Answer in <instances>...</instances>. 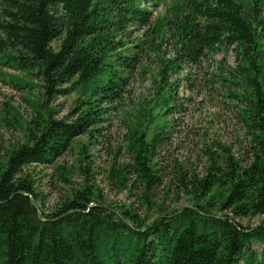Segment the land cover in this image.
Segmentation results:
<instances>
[{
  "label": "trees",
  "instance_id": "1",
  "mask_svg": "<svg viewBox=\"0 0 264 264\" xmlns=\"http://www.w3.org/2000/svg\"><path fill=\"white\" fill-rule=\"evenodd\" d=\"M148 1L0 0V68L40 82L23 141L0 153V264H264V0H176L154 20L142 6ZM152 21V39L164 33L173 39L171 58L158 59L156 90L164 110H142L154 126L126 134L130 161L116 179L126 187V176L133 177L141 202L155 215L143 219L130 207L111 209L88 183L44 211L23 168L52 164L77 136L98 130L104 119L99 103L122 98L140 62L122 37L129 26ZM219 49L236 57L217 79L235 85L231 96L245 146L237 156L214 141L201 173L175 166L166 194L170 200L181 194L188 204H155L166 186L156 161L168 134L167 77ZM72 92L78 94L75 116L56 117L51 103ZM246 217L261 218L254 225L239 222Z\"/></svg>",
  "mask_w": 264,
  "mask_h": 264
},
{
  "label": "rangeland",
  "instance_id": "2",
  "mask_svg": "<svg viewBox=\"0 0 264 264\" xmlns=\"http://www.w3.org/2000/svg\"><path fill=\"white\" fill-rule=\"evenodd\" d=\"M175 1L149 0L142 2V6L152 12L154 20L163 17ZM152 25L153 21L126 29L122 40L128 52L137 53L140 62L131 69L123 97L113 103H99L104 108V119L97 125L98 130L77 136L71 147L52 164H33L23 168L33 179L36 192L43 201L38 206L44 211L52 210L73 189L88 183L101 202L111 209L130 207L143 219L155 215L141 202L140 189L133 177L126 176V187H121L116 179L118 170L130 161L126 134L134 127L151 130L154 126L141 116L142 110L154 114L164 110L160 109L161 100L156 90L158 59L171 58L173 39H169L168 33L152 39L149 32ZM155 47L157 51L152 50ZM234 65V52L219 49L208 53L197 64H180L168 75L166 82L171 109L164 118L168 122V134L156 161L166 186L158 189L153 199L155 204L171 208L188 204L181 194L174 195L172 200L166 194L167 187L172 186L170 178L175 174V166L201 173L206 163L204 151L212 148L214 141L231 146L237 156L245 146L244 132L236 117L238 103L231 96L235 85L217 79L218 72ZM18 78L30 81L32 88H21ZM39 91L38 79L0 68V153L23 141L25 124L34 116L32 102ZM77 100V92L54 99L51 104L55 116L73 118ZM260 218L246 217L239 222L254 225ZM253 247L261 249L258 243Z\"/></svg>",
  "mask_w": 264,
  "mask_h": 264
}]
</instances>
